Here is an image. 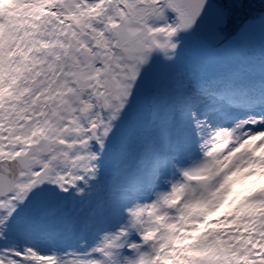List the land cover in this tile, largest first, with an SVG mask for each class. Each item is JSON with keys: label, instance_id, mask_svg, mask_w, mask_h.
<instances>
[{"label": "snow or ice", "instance_id": "1", "mask_svg": "<svg viewBox=\"0 0 264 264\" xmlns=\"http://www.w3.org/2000/svg\"><path fill=\"white\" fill-rule=\"evenodd\" d=\"M209 15L225 49L264 38V0H0V264H264V39L158 110L174 139L146 179L114 180L75 247L49 211L98 195L153 62Z\"/></svg>", "mask_w": 264, "mask_h": 264}, {"label": "rangeland", "instance_id": "2", "mask_svg": "<svg viewBox=\"0 0 264 264\" xmlns=\"http://www.w3.org/2000/svg\"><path fill=\"white\" fill-rule=\"evenodd\" d=\"M188 38L190 42L185 43L183 37L179 55L174 62L167 63L160 58L153 62L148 72V87L139 101V112L131 116L122 128V136L126 141L124 156L109 157L98 195L91 201L85 200L81 203L69 200L49 209L66 220V244L75 247L79 219L90 210V207L96 205L98 200L95 199H103L114 180L123 184L133 177L146 179L153 156L159 154L170 140L174 139L176 133H167L165 129L168 123L175 129L174 122L165 119L158 110L162 112L165 105H178L190 84L193 87L201 86L217 80V77H222L226 73L239 70L250 60L258 62L264 39L258 26L254 34L243 44L229 49L222 46L212 49L192 34L188 35ZM198 70L203 75L200 78L190 75L191 71L197 74ZM143 152H146L144 156Z\"/></svg>", "mask_w": 264, "mask_h": 264}, {"label": "water", "instance_id": "3", "mask_svg": "<svg viewBox=\"0 0 264 264\" xmlns=\"http://www.w3.org/2000/svg\"><path fill=\"white\" fill-rule=\"evenodd\" d=\"M260 0H256V4L259 5ZM258 7V6H257ZM196 37L203 38L209 43L210 46L215 47L220 44L219 39L216 37L212 29V18L209 15L207 21L193 33Z\"/></svg>", "mask_w": 264, "mask_h": 264}]
</instances>
